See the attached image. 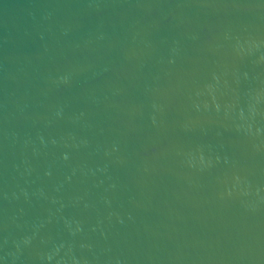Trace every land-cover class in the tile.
I'll use <instances>...</instances> for the list:
<instances>
[{
	"label": "water",
	"instance_id": "water-1",
	"mask_svg": "<svg viewBox=\"0 0 264 264\" xmlns=\"http://www.w3.org/2000/svg\"><path fill=\"white\" fill-rule=\"evenodd\" d=\"M0 264H264V0H0Z\"/></svg>",
	"mask_w": 264,
	"mask_h": 264
}]
</instances>
